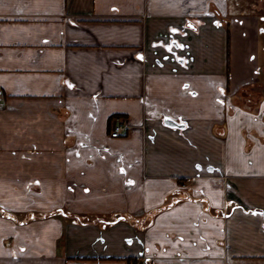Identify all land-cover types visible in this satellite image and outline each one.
<instances>
[{
    "label": "crops",
    "instance_id": "0c3cea01",
    "mask_svg": "<svg viewBox=\"0 0 264 264\" xmlns=\"http://www.w3.org/2000/svg\"><path fill=\"white\" fill-rule=\"evenodd\" d=\"M233 4L0 0V264H264V14Z\"/></svg>",
    "mask_w": 264,
    "mask_h": 264
},
{
    "label": "rangeland",
    "instance_id": "374dc122",
    "mask_svg": "<svg viewBox=\"0 0 264 264\" xmlns=\"http://www.w3.org/2000/svg\"><path fill=\"white\" fill-rule=\"evenodd\" d=\"M231 1H232V7H233L234 6L233 3H236V2H239V1H242V0H231ZM245 3H247L248 6H250L251 9L248 8L246 10L236 11L235 13L238 14L239 17H242V14H244L243 16H247V13H251L253 16L256 15V14L259 15V16L262 13L264 14V0H245ZM253 5H255V6H253ZM260 6H262L261 9L259 8ZM230 20H232V19H230ZM263 24H264V22H263ZM195 28H193V30H195ZM250 28H253L258 33L262 31V28L258 27L257 24H255L254 22L251 23ZM255 53L256 52H252V54L250 56V59L252 57L256 56V59L254 61H256L257 59H260V62L264 61V50L259 51L257 54H255ZM259 53H260V57H259ZM260 94H264V90H261Z\"/></svg>",
    "mask_w": 264,
    "mask_h": 264
},
{
    "label": "built area",
    "instance_id": "2783aa9c",
    "mask_svg": "<svg viewBox=\"0 0 264 264\" xmlns=\"http://www.w3.org/2000/svg\"><path fill=\"white\" fill-rule=\"evenodd\" d=\"M3 97H4V89L0 85V99H3ZM128 134H129V127H127L126 125L120 122H116L114 124L113 131L111 133L112 138H120L127 136Z\"/></svg>",
    "mask_w": 264,
    "mask_h": 264
},
{
    "label": "flooded vegetation",
    "instance_id": "af4514ba",
    "mask_svg": "<svg viewBox=\"0 0 264 264\" xmlns=\"http://www.w3.org/2000/svg\"><path fill=\"white\" fill-rule=\"evenodd\" d=\"M257 97H258V95H256V98H255V94L254 95H252L250 98H249V100L250 101H253V104L255 103V101H256V99H257Z\"/></svg>",
    "mask_w": 264,
    "mask_h": 264
},
{
    "label": "trees",
    "instance_id": "16d2710c",
    "mask_svg": "<svg viewBox=\"0 0 264 264\" xmlns=\"http://www.w3.org/2000/svg\"><path fill=\"white\" fill-rule=\"evenodd\" d=\"M258 100H259V94H258V97H257V99H256L255 103H256V102H258ZM255 103H254V104H255Z\"/></svg>",
    "mask_w": 264,
    "mask_h": 264
}]
</instances>
